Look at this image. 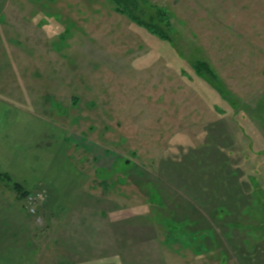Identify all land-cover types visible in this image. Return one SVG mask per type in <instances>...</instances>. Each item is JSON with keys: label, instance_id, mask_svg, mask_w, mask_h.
Masks as SVG:
<instances>
[{"label": "rangeland", "instance_id": "obj_1", "mask_svg": "<svg viewBox=\"0 0 264 264\" xmlns=\"http://www.w3.org/2000/svg\"><path fill=\"white\" fill-rule=\"evenodd\" d=\"M0 172V264H264V0H0Z\"/></svg>", "mask_w": 264, "mask_h": 264}, {"label": "built area", "instance_id": "obj_2", "mask_svg": "<svg viewBox=\"0 0 264 264\" xmlns=\"http://www.w3.org/2000/svg\"><path fill=\"white\" fill-rule=\"evenodd\" d=\"M45 194L44 191L38 189V190H30L27 192L25 199L27 203V208L30 213H36L37 206L40 201L45 200Z\"/></svg>", "mask_w": 264, "mask_h": 264}, {"label": "trees", "instance_id": "obj_3", "mask_svg": "<svg viewBox=\"0 0 264 264\" xmlns=\"http://www.w3.org/2000/svg\"><path fill=\"white\" fill-rule=\"evenodd\" d=\"M200 71H201V69H200ZM201 74H204L206 77H213V76H215V77H217V75L215 74V72L211 69V68H209V71H206V70H204V69H202V71H201ZM209 74V75H208ZM218 78V77H217ZM212 83H213V81L212 80H210ZM214 84V83H213ZM215 85V84H214ZM216 86V85H215ZM217 87V86H216ZM11 179H13V177H11L10 176V180ZM14 182V187L16 188V189H18L20 192H21V194L23 195V196H26V194H27V192L28 191H30L28 188H26V186H24L23 184L21 185V183L20 182H18V181H13Z\"/></svg>", "mask_w": 264, "mask_h": 264}, {"label": "crops", "instance_id": "obj_4", "mask_svg": "<svg viewBox=\"0 0 264 264\" xmlns=\"http://www.w3.org/2000/svg\"><path fill=\"white\" fill-rule=\"evenodd\" d=\"M10 148L12 149V147H10ZM10 154H11V153H10ZM15 161H18V160L15 159ZM0 174H1V172H0Z\"/></svg>", "mask_w": 264, "mask_h": 264}]
</instances>
